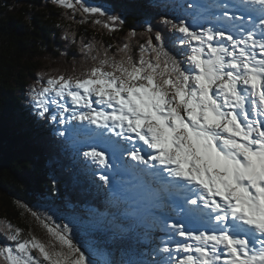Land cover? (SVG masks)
Instances as JSON below:
<instances>
[{
  "label": "snow or ice",
  "instance_id": "snow-or-ice-1",
  "mask_svg": "<svg viewBox=\"0 0 264 264\" xmlns=\"http://www.w3.org/2000/svg\"><path fill=\"white\" fill-rule=\"evenodd\" d=\"M245 2L259 5L264 16V0ZM53 3L69 10L70 18L81 13L79 23L93 15L106 17L93 23L109 32L123 23L85 0ZM161 23L174 34L182 59L170 54L165 36L153 34L152 26L135 48L131 40L136 33L130 31L115 55L108 48L98 50L79 75L37 80L30 102L51 124L78 121L81 128L95 126L92 131L119 138L106 137L99 150L91 146L84 151L93 163L108 167L111 150L164 174L175 189L179 199L172 211L181 220L165 224L168 235L153 253L167 258L138 264H264V18L237 34L192 27L183 19ZM93 47L83 43L81 51L87 54ZM100 179L109 181L107 175ZM45 227L59 250L6 223L4 236L13 244H0L4 264H94L74 244L67 226Z\"/></svg>",
  "mask_w": 264,
  "mask_h": 264
},
{
  "label": "trees",
  "instance_id": "trees-1",
  "mask_svg": "<svg viewBox=\"0 0 264 264\" xmlns=\"http://www.w3.org/2000/svg\"><path fill=\"white\" fill-rule=\"evenodd\" d=\"M91 2L124 19V24L118 25V29L109 34L100 24L93 23L96 19L106 21V17L93 15L86 22L79 23L83 18L79 12L70 18L73 14L54 4L53 0H0V218L17 224L25 236L41 231L42 226L24 206L31 204L35 194L42 192L35 200L39 206L43 205L46 197L54 196L51 180L46 177L43 160L46 154L43 150H50L46 136L50 135L56 142L55 132L60 131L58 124H53L48 129L43 127L42 134L38 133L36 128L40 129L37 126L45 119L34 114L36 111L28 101L27 91L36 84L40 73L54 75L91 66L92 59L90 62L85 59L89 54L81 51L83 43L99 46V50L112 45L110 49L114 54L117 45L128 42L127 31L135 30V21L141 19L138 23H142L140 17L143 16L150 19L161 16L159 9L153 8L155 3L150 5L144 0ZM179 8L187 14L193 13V9L184 6V0H178ZM141 27L144 25L141 24ZM154 29L162 31L160 24ZM141 30L135 31L140 34ZM66 33L73 35L66 36ZM146 37L147 34L143 33L135 37L131 42L135 43L134 48ZM173 43L174 34L170 33L167 48L176 59L182 58L183 50ZM96 55L97 52L92 49L91 57ZM73 141L77 138L74 137ZM90 162V158L83 160V163ZM64 173L71 178L70 171ZM66 180L59 185L63 195L69 193L68 187L72 186L68 177ZM78 191L83 192L77 188L75 192ZM58 210L61 211V208L58 207ZM2 239L0 236V241Z\"/></svg>",
  "mask_w": 264,
  "mask_h": 264
},
{
  "label": "bare ground",
  "instance_id": "bare-ground-1",
  "mask_svg": "<svg viewBox=\"0 0 264 264\" xmlns=\"http://www.w3.org/2000/svg\"><path fill=\"white\" fill-rule=\"evenodd\" d=\"M188 1H191V0H188ZM203 1L206 3V5H210L208 3L209 0H203ZM210 1L213 4H218L219 6H222L223 5V1H226V0H210ZM244 6H240L239 7L240 11L237 12L241 16H239L237 14L234 15L235 19L233 18V21H234L235 25H238V26H240L242 28H245V29H248V26L252 27L253 25H258L259 24V20L256 17L262 18L264 16H262L261 12L257 8H255L253 5L245 4ZM245 15H248V17H251V19H249V20L246 19ZM208 17L212 19V16L210 14L208 15ZM250 22H251V25H250ZM259 31H260V29L257 28L256 29L257 38H259ZM26 100H28V98ZM30 107H32V106H30ZM79 129L80 130H84L86 133H96V136L99 139L104 138V140H105L106 137H110L109 135L102 136L101 134H98V132H100L99 129H96L95 130L96 132L92 131V129H95V126H93V127L92 126L91 127H83V128H79ZM36 130L38 131L39 134H42V131H44V128L43 127L40 128V129L36 128ZM111 139L113 141L118 140V138L115 137V136H114V138H111ZM135 145L136 146H141V144L137 143V142H135ZM127 146H129V145H127ZM56 148L58 150H63V148L60 147V146H56ZM78 160L81 161V164H84L83 160L81 158L78 159ZM132 162H133L132 160L130 161V160H127L125 158H122V159L119 158V163L120 164L119 165H115L117 171L115 170V168H112V170H111L112 182H113V179L115 178V174H114L115 172H117V174H118L117 176L120 179L119 180V182H120L119 185L115 186V187H119L120 190L123 191V192H124V189L127 187V191H129L130 193H132L135 196H137V199L140 201V199H141L140 196L136 192L132 191V188H133L146 201H148L151 204L152 207L160 206L161 208H163L165 211L169 212L170 214H175L172 211L173 207L171 206V205L174 206L175 202L173 200H170V202H169V197L167 196L166 192L161 188V186L157 183V180H155L149 174L145 173V168H144L143 165H138L137 163H132ZM60 170H62V169H60ZM73 170H79L80 172L89 171V172H91V177H93L92 172H93L94 169L92 167H87V165H84V167H81V169L77 165V167H74ZM63 171L66 172V173L69 172V170L67 168L63 169ZM159 176H161V175H159ZM122 179H124V180H122ZM72 182H73L72 188H69V189H71L70 196L78 188L77 184H81V182H76L75 180H72ZM107 188H108L107 190H109L111 187L109 186ZM165 189H168V188L165 187ZM110 192L114 195L115 199L118 198V194H116L113 191H110ZM99 194H100V196H101L103 201H105V202L107 201L106 204H105L106 208H104V211L107 212V213H109L111 211V212L114 213V215H116L113 210H110V207H111L112 201H113L112 195L110 194L109 200H107L106 196L103 197V195L105 194L103 191H99ZM35 195H37V194H35ZM64 198L68 199V197H64ZM71 198H72V196H71ZM169 203H172V204L170 205ZM78 210H80V209H76V214H79ZM72 212H75V209H73ZM152 214H154V213H152ZM61 225L64 226V221L63 220H61ZM153 253L154 252H151V258H153V256H156V253L155 254H153ZM162 260H164V258L163 257H159V261H162Z\"/></svg>",
  "mask_w": 264,
  "mask_h": 264
},
{
  "label": "rangeland",
  "instance_id": "rangeland-1",
  "mask_svg": "<svg viewBox=\"0 0 264 264\" xmlns=\"http://www.w3.org/2000/svg\"><path fill=\"white\" fill-rule=\"evenodd\" d=\"M85 3L91 5V6H95V7H99L95 4H91V3H88L86 0H85ZM245 7V6H244ZM236 13V12H235ZM81 14V13H80ZM231 15V14H230ZM240 15V14H239ZM82 16V14H81ZM253 18V17H252ZM258 20H260L261 18L259 17H256ZM245 19V18H244ZM242 20V19H241ZM250 25H251V22H250ZM141 29H146L145 27H140ZM251 28L248 26V29ZM104 29V28H103ZM107 33H112V32H109L107 31L106 29H104ZM129 32L127 31V34ZM131 42H134V37L132 38ZM136 42V41H135ZM111 48V47H110ZM108 48V51H109V54L113 55V52L112 50ZM93 50L94 51H98L99 50V46H94L93 47ZM89 55H86L85 56V59L87 60V62H90V58H91V52L90 53H87ZM100 54L102 55V51L100 52ZM50 65V64H49ZM87 69V67H85L84 69H72L70 71H67V72H64V73H59V74H65V75H79L81 72L85 71ZM45 73V72H44ZM47 75H51V74H47ZM44 80L46 79V77H43ZM34 80H32L31 82H33ZM39 85H36L35 87H38ZM93 127V126H92ZM36 127H34L33 129H35ZM32 131V129H30ZM96 132V131H95ZM101 133V130L100 132H98V134ZM104 135H109L111 138H114V134H111V133H103L102 136ZM92 138V143L93 144H98V145H101L100 142H98L97 140H95V138H93L92 136H89ZM119 139V138H118ZM130 148V146H128ZM84 157V156H83ZM130 160L131 157H130ZM133 161V160H132ZM63 163H65V161H62ZM79 163H81V161H78ZM114 168L115 170L117 171L116 169V166L114 165ZM73 170V168H72ZM86 170V169H85ZM124 180V179H122ZM131 189V188H130ZM129 192L127 191V187L124 189V192ZM114 192V191H113ZM107 215L108 213L105 212V211H102V212H97V211H94L92 208H86L84 209V211H79V214H76V213H71V214H68V216L66 217V219H75V220H80V221H86L87 223H90V224H95L96 226L98 227H102V225L105 223L106 219H107ZM55 216L58 218V220H54V218L52 217L51 220L49 221V223H47V225H51V226H54L52 223L54 221H56V225L55 226H58L60 229H64V227L62 228L60 223H61V220L60 218H63L64 221H65V225L67 226V234L70 235L73 239V242L74 244L81 248L82 251H84L86 253V250L84 249L83 247V244H82V240L80 239V237L72 230V228L69 226L67 220L65 219V217H59V214H55ZM61 216V215H60ZM42 226V230L39 231V232H36L34 231V236H36L39 240H41L42 242L46 243V244H49L50 246H53L55 247L57 250H59V243L58 241L55 239L54 236H52L51 234L48 233L47 231V228L45 227V225L42 223L41 224ZM178 237V236H176ZM11 242V241H10ZM13 243V242H12ZM167 258V254H164ZM0 264H4L3 260L0 259ZM95 264V263H94Z\"/></svg>",
  "mask_w": 264,
  "mask_h": 264
}]
</instances>
